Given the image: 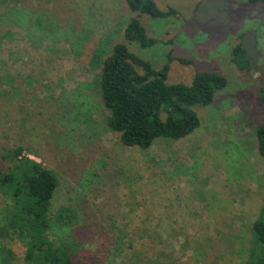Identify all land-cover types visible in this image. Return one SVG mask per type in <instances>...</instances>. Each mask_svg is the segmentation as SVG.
<instances>
[{"label": "rangeland", "instance_id": "rangeland-1", "mask_svg": "<svg viewBox=\"0 0 264 264\" xmlns=\"http://www.w3.org/2000/svg\"><path fill=\"white\" fill-rule=\"evenodd\" d=\"M152 1L177 15H141L159 42L129 50L154 69L170 50L192 62L173 61L168 84L189 85L202 71L227 81L211 105L193 108L200 129L147 152L107 129L96 82L134 16L125 0H0V173L20 147L55 174L46 239L69 248L77 264H245L264 195L254 135L264 125V4ZM238 43L245 54L234 63ZM150 180L165 189L162 212ZM12 205L0 189V264H29L41 241L13 229Z\"/></svg>", "mask_w": 264, "mask_h": 264}, {"label": "trees", "instance_id": "trees-1", "mask_svg": "<svg viewBox=\"0 0 264 264\" xmlns=\"http://www.w3.org/2000/svg\"><path fill=\"white\" fill-rule=\"evenodd\" d=\"M247 2L264 4V0ZM125 3L134 16L125 26L124 42L115 44L111 54L103 57L96 86L100 101L108 112L107 129L116 137L117 143L147 152L156 142H176L200 129L193 108L211 105L215 95L226 87L227 81L215 72L202 71L193 75L189 85L168 84V72L173 61L181 65H191L192 62L173 57L170 50L166 63L160 69H154L149 61L131 52L129 46L136 44L145 49L159 42L147 37L139 21L141 15L165 19L177 15V12L172 8L162 11L152 0H125ZM244 54L242 43L231 50L234 63ZM259 100L264 105V86L259 91ZM254 135L257 155L264 163V125L257 127ZM8 152L3 159L11 165L7 172L0 173V189L13 199V229L27 230L31 238L41 241L38 252H29L27 261L29 264H77L69 248L61 245L52 247L46 239L50 228L51 202L58 187L55 174L23 156V148L16 147ZM150 181L151 187L157 189L155 200H161L164 187H158L159 182ZM9 185L13 187L12 192L7 189ZM156 203L161 212L166 210L163 202ZM65 211L66 208H61L58 213ZM251 234L245 264H264V195L258 215L251 224ZM114 248L123 251L121 240L114 243ZM158 252L156 248L152 255L156 257ZM143 254L142 250L135 252L138 257Z\"/></svg>", "mask_w": 264, "mask_h": 264}]
</instances>
